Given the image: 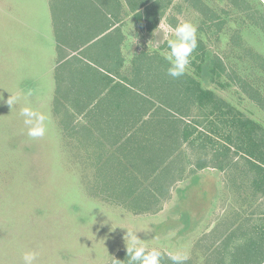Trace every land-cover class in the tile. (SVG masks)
I'll list each match as a JSON object with an SVG mask.
<instances>
[{"label": "rangeland", "instance_id": "374dc122", "mask_svg": "<svg viewBox=\"0 0 264 264\" xmlns=\"http://www.w3.org/2000/svg\"><path fill=\"white\" fill-rule=\"evenodd\" d=\"M50 1L0 0V264H25L28 251L37 253L33 264H128L129 231L147 251L161 253L160 264H230L236 249L264 229V198L244 158L233 154L223 170H198L205 156L175 141V129L165 122L170 115L197 130L204 126L197 123L203 120L197 105L179 94L176 106L171 102L175 90L167 75V41L175 38L178 24L194 23L202 50L192 53L184 75L264 132V0H160L165 9L150 32L128 7L118 9L126 37L120 73L135 88V97L118 111L125 127L116 123V136L106 130L90 145L80 130L67 133L63 115L52 112L48 38L18 29L21 15H36V27L53 33L51 23H43L47 17L41 19L52 12ZM100 3L110 13L114 1ZM202 53L220 59L225 74L213 81L204 67L197 78ZM17 93L49 116L44 137H28L20 115L23 102L7 104ZM145 119L154 129L144 128V139L150 137L149 147L154 151L157 144L161 153L154 157L153 174L144 167L135 170L139 163L146 166L143 156L124 151L131 150L130 135ZM112 152L119 158L111 160ZM111 161L128 166L130 173L115 170L118 166L111 172ZM131 172L140 180L134 193L117 182L121 175L129 180ZM133 197L143 198L140 208L146 211L134 209ZM172 255L187 259L173 261Z\"/></svg>", "mask_w": 264, "mask_h": 264}, {"label": "crops", "instance_id": "0c3cea01", "mask_svg": "<svg viewBox=\"0 0 264 264\" xmlns=\"http://www.w3.org/2000/svg\"><path fill=\"white\" fill-rule=\"evenodd\" d=\"M112 1L108 14L100 0H62L59 4L50 1L52 12L41 19L47 17L43 23H51L53 33L36 27V15H21L18 21L21 31L48 38L53 64L49 67V82L54 90L52 112L55 110L58 117L63 115L67 133L69 129L80 130L89 145L100 141L106 130V135L117 134L112 123L121 117L114 106L119 99L115 93L109 95L114 84H120L135 97V88L120 73L125 69L121 52L126 37L118 9H129V5L123 0ZM98 3L100 6L96 7Z\"/></svg>", "mask_w": 264, "mask_h": 264}, {"label": "trees", "instance_id": "16d2710c", "mask_svg": "<svg viewBox=\"0 0 264 264\" xmlns=\"http://www.w3.org/2000/svg\"><path fill=\"white\" fill-rule=\"evenodd\" d=\"M125 1L129 5L130 12L135 13V18L139 25L144 23L146 30L149 32L157 28L159 18L162 16V12L165 9V7H160L158 5L160 0H154L150 4H148L150 0ZM170 2L171 0H168V3ZM196 49L198 53L202 50L201 47H197ZM199 58L200 64L198 66L194 64L197 78L201 77L204 67L213 81L219 79L222 74H225V68L220 59L215 62L211 59H207L204 53L199 55ZM205 59H207V61ZM169 85L175 90V97L171 99L174 106H176L177 100H180L178 97L179 94L184 100L197 105V108L201 111L203 116V120L197 122L201 127L204 126L203 130H197L194 128V125L192 126L189 122L178 120L171 115L165 120L170 129H175L176 142H180L186 145L189 150L198 151L202 156H205V161L203 159L198 162V164H196V169L201 170L206 167H212L223 170L233 154L240 156L244 158L247 169L254 175V187L264 198V132L261 131L259 125L250 119L244 118L234 108L217 98L211 91L204 90L200 86L199 81L190 76L183 75L179 78L169 77ZM129 92L128 89L123 88L120 84H114L111 88L109 95L115 93L114 95L119 99L118 102L114 104L116 110H120L122 104H126V100L129 99L127 97L131 95ZM177 110L179 109L177 108ZM118 120L119 119L113 120L112 124L114 126H116V123L117 125L122 124L125 127L126 120ZM139 123H141V125L136 127L135 132L130 135L133 140L129 138V149L131 150L124 151L128 156L133 154L136 158H141L143 156L141 159L144 161L141 163H146V166L140 167V163L136 165L137 167L133 165L132 167H134L135 170L140 172L143 171L144 167L153 174L155 173V168H153L152 165L154 164L155 158L161 155V153L159 152V148L157 149L155 147L157 144H153L155 148L154 151L149 147L150 137L144 139L143 130L149 124L152 125L154 129V125L148 119L139 120ZM195 127L198 126L195 125ZM114 136H116V134L112 137ZM124 144L126 145V143ZM167 144L166 146H162L170 150L171 148H168ZM121 147L125 146L122 145ZM113 154L114 152L111 153V160H113V157L119 158L118 155L114 156ZM169 158L170 156H168V159ZM161 159V163L166 160L164 157ZM108 166V170L112 172L114 169L113 167L118 165H114L111 161L108 163ZM115 170L121 172L128 170V173H130L129 167L125 165H119L115 167ZM125 179L126 178L121 175L117 182H120V185L122 183H127V190L129 189L131 193H134V191L137 192L139 188L135 186V184L140 182L138 176L134 172H131L129 180ZM150 195L152 199L153 194L151 193ZM132 200L136 203L134 206L135 210L146 211V208H140L143 203L142 197H133ZM252 256L257 257V259L252 261ZM243 257H245V260ZM253 263L264 264V229H261V227L245 245L236 249L234 259L230 264Z\"/></svg>", "mask_w": 264, "mask_h": 264}, {"label": "clouds", "instance_id": "9594fccd", "mask_svg": "<svg viewBox=\"0 0 264 264\" xmlns=\"http://www.w3.org/2000/svg\"><path fill=\"white\" fill-rule=\"evenodd\" d=\"M162 27V25H161ZM197 26L185 21L180 23L174 29V39H168L167 47L169 54L166 59L169 62L167 75L172 78H179L183 76L190 66L192 53L198 47ZM159 33V32H157ZM23 102L25 106L21 107L20 115L24 118V124L28 126L27 135L32 139H38L45 136L48 130L49 116L40 111L34 110L28 105L26 96L17 93L10 95L7 104L12 106ZM128 244V264H160L161 253L153 249L147 251L146 247L137 238L134 232L127 233ZM37 253L28 251L23 255L25 264H33L36 260ZM173 261L186 260V255H172Z\"/></svg>", "mask_w": 264, "mask_h": 264}]
</instances>
